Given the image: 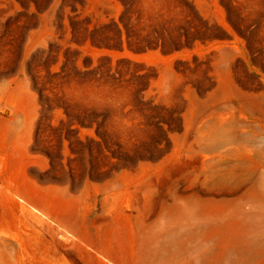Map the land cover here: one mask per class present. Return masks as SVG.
<instances>
[{
    "label": "rangeland",
    "instance_id": "1",
    "mask_svg": "<svg viewBox=\"0 0 264 264\" xmlns=\"http://www.w3.org/2000/svg\"><path fill=\"white\" fill-rule=\"evenodd\" d=\"M0 264H264V0H0Z\"/></svg>",
    "mask_w": 264,
    "mask_h": 264
}]
</instances>
